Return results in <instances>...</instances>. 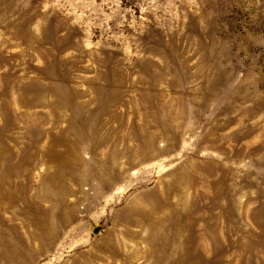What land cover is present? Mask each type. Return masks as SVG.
Here are the masks:
<instances>
[{"label":"rangeland","instance_id":"374dc122","mask_svg":"<svg viewBox=\"0 0 264 264\" xmlns=\"http://www.w3.org/2000/svg\"><path fill=\"white\" fill-rule=\"evenodd\" d=\"M0 264H264V0H0Z\"/></svg>","mask_w":264,"mask_h":264},{"label":"water","instance_id":"95a60500","mask_svg":"<svg viewBox=\"0 0 264 264\" xmlns=\"http://www.w3.org/2000/svg\"><path fill=\"white\" fill-rule=\"evenodd\" d=\"M98 232H99V229L98 228L94 230V233L95 234L98 233Z\"/></svg>","mask_w":264,"mask_h":264}]
</instances>
